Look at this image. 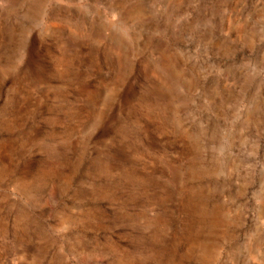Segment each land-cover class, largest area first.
<instances>
[{
  "label": "rangeland",
  "instance_id": "rangeland-1",
  "mask_svg": "<svg viewBox=\"0 0 264 264\" xmlns=\"http://www.w3.org/2000/svg\"><path fill=\"white\" fill-rule=\"evenodd\" d=\"M0 264H264V0H0Z\"/></svg>",
  "mask_w": 264,
  "mask_h": 264
}]
</instances>
